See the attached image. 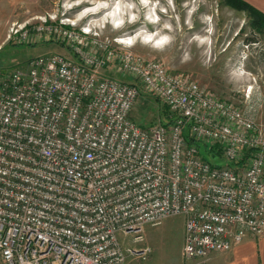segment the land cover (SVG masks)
I'll use <instances>...</instances> for the list:
<instances>
[{
	"label": "built area",
	"instance_id": "obj_1",
	"mask_svg": "<svg viewBox=\"0 0 264 264\" xmlns=\"http://www.w3.org/2000/svg\"><path fill=\"white\" fill-rule=\"evenodd\" d=\"M36 20L14 21L7 39L45 34L74 56L31 57L0 83L1 264H129L121 235L176 215L185 217L187 259L264 232L260 88L242 106L140 55L134 36L104 35V22ZM110 65L134 81L104 75ZM142 92L170 122L132 118ZM187 132L229 164L206 160Z\"/></svg>",
	"mask_w": 264,
	"mask_h": 264
},
{
	"label": "rangeland",
	"instance_id": "obj_2",
	"mask_svg": "<svg viewBox=\"0 0 264 264\" xmlns=\"http://www.w3.org/2000/svg\"><path fill=\"white\" fill-rule=\"evenodd\" d=\"M42 2L35 6L32 16L17 21L30 18L35 21L50 13L59 18L68 17L78 25L90 20L104 22V35L134 36V51L146 58L160 60L169 70L192 75L221 98L244 106L245 93L260 88L263 105L257 119L264 121V32L253 27L248 11L230 6L226 0ZM12 23H0V83L11 72L24 67L31 57L49 52L74 56L68 47L45 34L33 35L25 42L8 40ZM102 73L134 81L131 75L121 72L115 65L105 67ZM131 116L144 126L166 123L171 118L166 106L145 92L137 100ZM201 144L213 146L209 141ZM209 160L220 165L229 164L224 157L210 156ZM182 219L183 215L171 216L159 225H146L141 232L121 235L128 263L176 264L181 256L179 223ZM145 248L150 250L142 253ZM148 259L151 261L146 262Z\"/></svg>",
	"mask_w": 264,
	"mask_h": 264
},
{
	"label": "crops",
	"instance_id": "obj_3",
	"mask_svg": "<svg viewBox=\"0 0 264 264\" xmlns=\"http://www.w3.org/2000/svg\"><path fill=\"white\" fill-rule=\"evenodd\" d=\"M245 1L264 13V0ZM42 3V0H0V23H11L32 16L35 6ZM179 225L181 256L176 264H264V232L245 238L229 251L214 252L205 258L187 259L183 255L185 217L180 220ZM149 260L146 262L151 261Z\"/></svg>",
	"mask_w": 264,
	"mask_h": 264
},
{
	"label": "trees",
	"instance_id": "obj_4",
	"mask_svg": "<svg viewBox=\"0 0 264 264\" xmlns=\"http://www.w3.org/2000/svg\"><path fill=\"white\" fill-rule=\"evenodd\" d=\"M226 1L230 6L236 8V9L248 11V13L252 19L253 27L258 31L264 32V13L262 11H260L259 9H257L256 7H254L253 5H251L250 3H248L245 0H226ZM167 110H168V108H167ZM170 121H171V118H170V120H168V122H170ZM186 138H187L188 143H190V144L195 143L198 146L200 153L202 154V156L206 160L210 161L209 160L210 156L211 157H213V156L223 157L221 151L217 148V146L213 145V146L206 147L207 145L205 144L203 147L201 142L195 141V139H193V137H191L188 132L186 133ZM203 148H205V151H203ZM210 162L214 165H220L216 162H212V161H210Z\"/></svg>",
	"mask_w": 264,
	"mask_h": 264
}]
</instances>
